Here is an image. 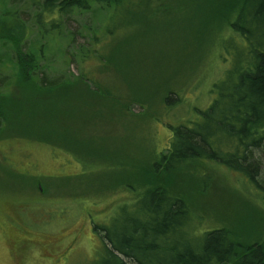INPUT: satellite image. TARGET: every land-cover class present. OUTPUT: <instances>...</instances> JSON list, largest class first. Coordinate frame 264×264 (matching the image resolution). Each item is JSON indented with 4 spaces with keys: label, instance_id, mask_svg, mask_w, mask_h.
Masks as SVG:
<instances>
[{
    "label": "rangeland",
    "instance_id": "1",
    "mask_svg": "<svg viewBox=\"0 0 264 264\" xmlns=\"http://www.w3.org/2000/svg\"><path fill=\"white\" fill-rule=\"evenodd\" d=\"M133 1L110 10L107 23L113 34L97 45L110 66L109 73L97 78L103 98L80 85L69 96L34 95L31 83L23 88L13 84L7 88L10 94H2L6 104L14 100L0 132V264H103L104 244L110 245L94 223L113 226L139 211L135 195L113 179L140 180L150 169L153 148L166 147L169 124L186 118L202 122L197 109L211 103L214 83L237 64L232 49L210 48L204 24L208 0H176L174 8L157 16L151 14L149 0ZM13 5L32 26L28 41L33 43L40 37L33 26L34 7L30 0H13ZM81 18L88 21L91 14L73 17L69 29L78 28ZM68 33L63 29V42ZM86 39L81 32L76 44ZM62 61H53L51 75L64 71ZM71 69L78 71L74 65ZM173 89L181 91L183 101L174 106L178 100L173 97L163 105L167 111L158 106L159 99L163 102ZM70 97L74 107L67 110ZM133 97L146 100V108L137 103L127 108ZM14 134L29 138L10 137ZM39 136L58 138L76 154L30 139ZM208 165L204 195L194 190L188 194L198 209L234 215L239 228L253 214L264 217L257 183L245 186L223 166ZM215 214H204L201 227L219 225Z\"/></svg>",
    "mask_w": 264,
    "mask_h": 264
},
{
    "label": "trees",
    "instance_id": "2",
    "mask_svg": "<svg viewBox=\"0 0 264 264\" xmlns=\"http://www.w3.org/2000/svg\"><path fill=\"white\" fill-rule=\"evenodd\" d=\"M136 1L140 4L141 0ZM174 1L149 0V5H153L151 14L169 11L174 8ZM208 1L204 24L210 31V48L216 44L223 50L232 49L238 62L214 83L211 103L197 109L202 122L186 118L169 124L173 136L163 150L153 148L150 169L140 180L113 179L117 186L135 195L133 202H137L139 211L117 220L113 226L94 223L95 230L102 233L101 239L110 245L104 244L103 264H129L122 256L134 264H264L262 214L251 215L239 228L238 217L220 216L212 208L198 209L197 200L193 202L188 195L192 190L204 195L202 187L207 180L203 176L209 175L208 164L213 163L235 173L240 184L257 183L261 188L258 196L264 203V178L259 181L264 172V0ZM30 3L34 7L33 26L40 34L33 43L28 41L32 26L21 19L13 0H0V132L8 124L7 111L14 100L6 104L2 94H10L7 88L13 84L23 88L31 83L34 95L50 97L69 96L80 85L88 94L103 98L105 94L97 78L100 73H109L110 66L97 45L113 34L107 23L110 10L122 3L136 2L30 0ZM87 13L91 14L90 20L81 18L78 28L69 29L73 17ZM63 29L69 32L65 42L60 39ZM81 32L87 39L76 44ZM240 42H246L242 50L238 48ZM56 58L63 60L64 71L51 75ZM73 65L77 73L71 69ZM180 92L169 90L162 97L163 102L159 99L158 106H167L173 97L178 100L173 105L178 106L183 101ZM70 98L66 101L67 110L74 107L73 97ZM134 103L143 109L147 106L146 100L133 97L126 107L131 109ZM30 139L76 154V149L55 137ZM208 212L216 213L219 225L201 227L202 217Z\"/></svg>",
    "mask_w": 264,
    "mask_h": 264
}]
</instances>
